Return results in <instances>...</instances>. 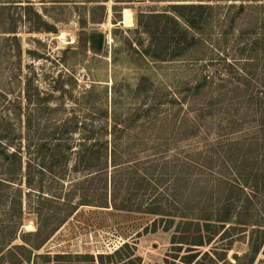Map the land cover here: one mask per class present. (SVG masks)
<instances>
[{
    "label": "rangeland",
    "instance_id": "1",
    "mask_svg": "<svg viewBox=\"0 0 264 264\" xmlns=\"http://www.w3.org/2000/svg\"><path fill=\"white\" fill-rule=\"evenodd\" d=\"M195 3L213 9L196 30L184 27L185 33L174 26L173 7ZM126 9L132 14L129 26L122 22ZM150 16H159L158 26ZM174 33L182 42L178 51ZM174 50L181 55L174 58ZM105 111L106 118L96 117ZM0 117L2 129L9 131L1 142L12 140L21 152L30 145L32 156L30 167L24 162L15 175L16 183L1 188L8 201L21 190L25 205L28 171L37 185L57 192L48 159L42 163L33 150L41 134L52 138L70 120L79 125L69 136L64 193L92 175L74 170L85 128L96 132L104 126L112 133L115 126L118 137L114 142L109 135V146L136 153L121 169L136 180L156 165L155 174L166 180L160 191L167 198L162 209L174 214L169 231L162 228L173 215L152 232L157 218L152 215L81 206L37 252L66 256L48 264H92L74 257L112 254L124 243L135 245L142 264H188L193 245L185 243L192 237L184 229H195L201 217L212 219L202 241L212 240L198 247L189 264H223L219 256L227 246L232 263L240 258L241 264H264V0H0ZM180 160L188 166H180ZM12 168L0 161V181L14 176L7 173ZM130 185L125 198L138 208L141 200L145 204V189L136 191L133 180ZM31 201L37 203V195ZM11 212L8 204L0 205V234L11 230ZM36 221L35 214L25 212L13 243H20L21 232L34 231ZM172 235L181 241L174 251ZM203 252L207 256L201 257ZM126 260L120 254L104 261ZM23 264L46 263L33 256Z\"/></svg>",
    "mask_w": 264,
    "mask_h": 264
},
{
    "label": "trees",
    "instance_id": "2",
    "mask_svg": "<svg viewBox=\"0 0 264 264\" xmlns=\"http://www.w3.org/2000/svg\"><path fill=\"white\" fill-rule=\"evenodd\" d=\"M107 0H86V2H106ZM175 1H186V0H175ZM190 1H211V0H190ZM248 1V0H241ZM255 1V0H254ZM118 2H123V0H118ZM100 8H103L104 5H99ZM174 26L182 29L183 32L186 33L187 29H197V24L202 22V20H207V16L210 10L213 9L211 5L198 3V4H174ZM240 10H243L244 7L240 5ZM187 11L188 14H184L183 12ZM195 12L196 14H193ZM211 12V11H210ZM158 17V20L156 18ZM151 19L155 20L156 26L159 23V16H150ZM145 30V29H144ZM177 34L174 33V49L179 50L181 47V39ZM193 38L197 37L196 34L192 35ZM261 39V38H260ZM259 40V39H258ZM263 41V40H262ZM97 46H98V42ZM174 50V58L181 55L180 52L176 53ZM146 55V52L144 53ZM153 59V58H152ZM159 60V59H157ZM246 68L245 66L243 67ZM246 70V69H245ZM247 75V74H246ZM205 82L209 77V74L204 75ZM204 83V82H203ZM99 119L106 118L107 112H100L96 115ZM73 122L74 127L70 128V124ZM3 121L0 117V161H6V163L11 164L13 168L8 170L9 175L7 180L2 182L0 181V191L1 188H6L3 185H13L16 183V176L19 174L20 169L22 168V164L25 162L26 167H30V157L29 155L30 145L27 146V152H21V147L19 145L13 144L12 140H7V144H3L1 141L4 140L8 135L2 129ZM77 123L75 120L66 121L60 126H58L53 132L52 138H44L40 135V140L34 146V152L36 156L34 158L38 160H42V163L47 158L50 167L48 168L51 173H55L53 178L54 184L58 186L57 192H51V190H45L41 184L37 185L33 178H31V173L25 172V182L28 188L30 189L27 194L24 196L27 198L25 205L23 204V193L21 190H17L8 201L6 198L0 193V205L5 204L9 205L12 209L11 215L12 219L10 221L11 230H7V233L0 234V264H23L30 263L32 257H40L45 259V263H50L51 258L54 260L60 261L66 258L64 254H54L51 256L48 252L45 255L37 254V252L42 248V246L50 239V237L57 231V229L67 220V218L73 214L78 208L81 206H93L97 208H112L119 211L125 212H137L141 214L152 215L157 217L152 222V232H156L158 229V222H162L164 217L173 215L171 219H168L167 225H165L162 229L164 231H169L172 228V223L174 219V214H167L165 210L162 209L163 203L167 200L165 194L160 191V188L164 185L165 179H159V173L155 174L156 165L153 169V173L141 174L143 176H139L136 180H134L128 173L121 169V167H125L124 165L130 164L134 161L131 150L125 147L122 151H119L118 145H115L114 148L109 146V135H112L113 140L117 139L116 130L114 126V132L108 133V129L106 127H102L98 131L86 130L84 129L83 137L78 141V149L76 150V162L74 165V170L76 171L78 168L87 172L88 174H92L90 177L85 178L83 182L73 184V191L63 192L62 188L65 184L64 178L66 174V158L68 157V150H71V145L69 144V136L73 131H76ZM81 125V124H80ZM31 126V121L28 119V129ZM31 133L30 130H28ZM73 143V142H72ZM132 148V147H130ZM168 147L165 150L168 151ZM154 154L152 155L154 158L159 155L158 150L151 149ZM28 155V156H27ZM163 157V156H162ZM172 168L174 175V155L172 156ZM24 158L26 161H24ZM180 163V166H188L186 163H181V160L177 162ZM152 164V163H151ZM158 165V164H157ZM163 168L168 167V163L162 164ZM112 167L111 171H114L113 174L110 173V178L108 174L109 168ZM190 168V167H188ZM149 169V168H148ZM146 169L147 171H149ZM119 171V172H118ZM188 171L186 170V173ZM116 173L118 175L116 176ZM180 173H183V170H180ZM185 173V174H186ZM155 174V175H154ZM166 173L162 172L161 175H165ZM131 180V181H130ZM133 180V183L137 187H135L136 191L142 190L144 187L146 195H145V204L141 200L138 208H132L130 206L129 200H126V196L128 194L127 190L130 189V184ZM103 182L101 186L97 185V183ZM87 184V185H86ZM63 193V194H62ZM75 193V194H74ZM119 197L120 202H117V196ZM37 195V203L31 201V197L33 195ZM75 199V200H73ZM73 200V201H72ZM33 203V204H32ZM128 203V204H125ZM26 208V210H25ZM25 212L35 214L37 221L35 223L36 229L31 232H21L20 234V243H13L17 240V232L23 225ZM182 217V216H181ZM200 219L195 223V229L192 231L184 232L192 237L190 242H187V245H193L189 250L191 252V257L186 260L187 263H192L195 258L199 255V248L205 245H208L212 239H208V241H202L203 236V228L208 227L210 223L206 221H211L212 219L208 217L198 218ZM14 220V221H13ZM202 220L205 221L202 224ZM12 221V222H11ZM219 222L225 220H217ZM188 222V221H186ZM193 221L186 223L189 225L192 224ZM220 226H223L221 224ZM147 227L145 231H147ZM220 229V227H219ZM219 230H216L217 234ZM226 233V230L223 231L220 237H222ZM4 234V235H3ZM214 234V233H213ZM181 238V240H183ZM176 242V237L172 235L171 238V251H174V244ZM135 245H130L129 243H124L120 248L116 249L112 254H104L100 253L97 256H93L90 254H84L81 256H76L74 258H88L92 264H105L104 260H109L119 256L120 254L126 260L123 264H142V258L136 255ZM229 250V246L223 253L219 256V261H222L223 264H241L240 258H237L235 263H232L227 258V253ZM125 252V254L123 253ZM202 256H207L206 252L201 254ZM71 256H68L69 258ZM94 258L96 260H94ZM185 259V258H184ZM49 260V262L47 261ZM98 260V263L95 262ZM167 263V260H166ZM251 264V261L249 262ZM199 264V263H196Z\"/></svg>",
    "mask_w": 264,
    "mask_h": 264
},
{
    "label": "bare ground",
    "instance_id": "3",
    "mask_svg": "<svg viewBox=\"0 0 264 264\" xmlns=\"http://www.w3.org/2000/svg\"><path fill=\"white\" fill-rule=\"evenodd\" d=\"M122 22L129 26L132 23V14L130 9H126L124 11L123 17H122ZM60 35V34H59ZM63 35V34H62ZM59 38V37H58ZM63 38V37H62ZM27 228V227H26ZM29 228V227H28ZM33 229V228H32ZM34 230V229H33Z\"/></svg>",
    "mask_w": 264,
    "mask_h": 264
},
{
    "label": "water",
    "instance_id": "4",
    "mask_svg": "<svg viewBox=\"0 0 264 264\" xmlns=\"http://www.w3.org/2000/svg\"><path fill=\"white\" fill-rule=\"evenodd\" d=\"M101 45H102V36H99V39H98V48H101ZM233 258L236 259L237 258V255L235 254L233 256Z\"/></svg>",
    "mask_w": 264,
    "mask_h": 264
}]
</instances>
